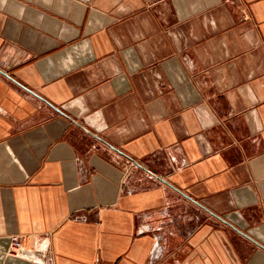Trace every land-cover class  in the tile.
<instances>
[{
	"label": "crops",
	"instance_id": "1",
	"mask_svg": "<svg viewBox=\"0 0 264 264\" xmlns=\"http://www.w3.org/2000/svg\"><path fill=\"white\" fill-rule=\"evenodd\" d=\"M0 264H264V0H0Z\"/></svg>",
	"mask_w": 264,
	"mask_h": 264
},
{
	"label": "built area",
	"instance_id": "2",
	"mask_svg": "<svg viewBox=\"0 0 264 264\" xmlns=\"http://www.w3.org/2000/svg\"><path fill=\"white\" fill-rule=\"evenodd\" d=\"M7 253L11 255H19V256L24 253L22 237L19 234H14L13 236H11Z\"/></svg>",
	"mask_w": 264,
	"mask_h": 264
}]
</instances>
